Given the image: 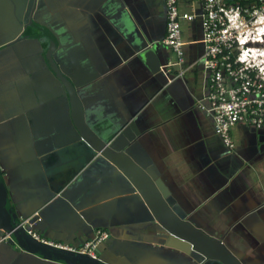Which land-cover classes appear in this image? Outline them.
<instances>
[{
    "label": "crops",
    "instance_id": "obj_1",
    "mask_svg": "<svg viewBox=\"0 0 264 264\" xmlns=\"http://www.w3.org/2000/svg\"><path fill=\"white\" fill-rule=\"evenodd\" d=\"M29 1L0 0V46L22 31ZM34 16L58 35L56 57L81 84L89 124L155 178L180 216L244 264H264V126L235 125L233 150L216 134L201 21L183 23L187 71L177 76L163 42L166 0H39ZM45 46L31 37L0 50V166L11 209L56 244L81 248L108 232L98 246L108 264H221L166 232L116 166L78 139ZM1 237L0 264H67Z\"/></svg>",
    "mask_w": 264,
    "mask_h": 264
},
{
    "label": "built area",
    "instance_id": "obj_2",
    "mask_svg": "<svg viewBox=\"0 0 264 264\" xmlns=\"http://www.w3.org/2000/svg\"><path fill=\"white\" fill-rule=\"evenodd\" d=\"M181 4L188 8L182 9ZM166 8L167 35L163 42L175 56L177 76L187 71L183 23L196 19L202 23L205 109L214 119L216 134L233 150L235 125L264 126V0H166ZM31 220L23 224L31 226ZM34 236L44 243L96 257L98 246L110 234L100 231L81 248ZM11 239L10 233L1 237L5 242Z\"/></svg>",
    "mask_w": 264,
    "mask_h": 264
},
{
    "label": "water",
    "instance_id": "obj_3",
    "mask_svg": "<svg viewBox=\"0 0 264 264\" xmlns=\"http://www.w3.org/2000/svg\"><path fill=\"white\" fill-rule=\"evenodd\" d=\"M38 1L30 0L22 31L14 40L5 46H0V49L29 38V36L24 35L29 27L37 30L38 34L34 37L40 43L46 44L43 53L47 66L63 84L70 107L72 127L78 139L84 140L89 145L94 156L103 157L116 166V171L123 174L144 198L155 220L166 232L189 243L192 249L206 260L221 264H244L241 259L233 254L222 239L207 234L202 228L180 216L168 203L167 195L162 191L155 178L139 166L124 147L121 148V146L116 145L115 140L111 141L103 138L89 124L86 118V106L80 93L81 84L63 69L56 57V53L61 47L58 35L47 23L38 20L34 16ZM34 220L32 218L30 221L31 225ZM23 221L24 219L10 207L8 186L0 166V236L10 233L12 239L8 243H15L27 253L53 262L108 264L99 258L98 249L97 256L94 257L90 254L59 248L42 242L34 236L31 226L24 225Z\"/></svg>",
    "mask_w": 264,
    "mask_h": 264
},
{
    "label": "flooded vegetation",
    "instance_id": "obj_4",
    "mask_svg": "<svg viewBox=\"0 0 264 264\" xmlns=\"http://www.w3.org/2000/svg\"><path fill=\"white\" fill-rule=\"evenodd\" d=\"M30 2V1H29ZM29 2H28V6H29ZM28 6H27V9H26V12H25V15H24V17H23V25H24V19H25V16H26V13H27V10H28ZM31 30H35L34 28H31V27H29L25 32H24V35L25 36H29V38L30 37H33V38H36V37H34V36H36L37 34H38V31L37 30H35L33 33H31L32 31ZM28 39V38H27ZM23 40H25V39H23ZM6 45V44H5ZM4 45V46H5ZM6 47H8V46H6ZM6 47H4V48H6ZM4 48H2V49H4ZM1 50V49H0Z\"/></svg>",
    "mask_w": 264,
    "mask_h": 264
},
{
    "label": "rangeland",
    "instance_id": "obj_5",
    "mask_svg": "<svg viewBox=\"0 0 264 264\" xmlns=\"http://www.w3.org/2000/svg\"><path fill=\"white\" fill-rule=\"evenodd\" d=\"M257 25H259V24H257Z\"/></svg>",
    "mask_w": 264,
    "mask_h": 264
}]
</instances>
